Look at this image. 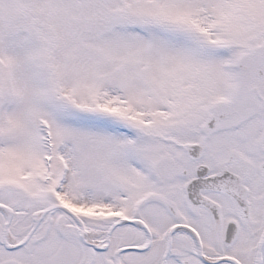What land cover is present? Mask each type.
<instances>
[{"label":"snow or ice","instance_id":"6c2138e0","mask_svg":"<svg viewBox=\"0 0 264 264\" xmlns=\"http://www.w3.org/2000/svg\"><path fill=\"white\" fill-rule=\"evenodd\" d=\"M0 264H264V0H0Z\"/></svg>","mask_w":264,"mask_h":264}]
</instances>
